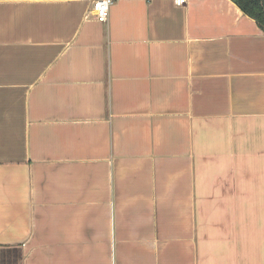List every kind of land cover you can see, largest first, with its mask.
Returning <instances> with one entry per match:
<instances>
[{"label": "crops", "instance_id": "0c3cea01", "mask_svg": "<svg viewBox=\"0 0 264 264\" xmlns=\"http://www.w3.org/2000/svg\"><path fill=\"white\" fill-rule=\"evenodd\" d=\"M92 1L0 0V264H264V31Z\"/></svg>", "mask_w": 264, "mask_h": 264}, {"label": "trees", "instance_id": "16d2710c", "mask_svg": "<svg viewBox=\"0 0 264 264\" xmlns=\"http://www.w3.org/2000/svg\"><path fill=\"white\" fill-rule=\"evenodd\" d=\"M233 2L264 31V0H233Z\"/></svg>", "mask_w": 264, "mask_h": 264}, {"label": "built area", "instance_id": "2783aa9c", "mask_svg": "<svg viewBox=\"0 0 264 264\" xmlns=\"http://www.w3.org/2000/svg\"><path fill=\"white\" fill-rule=\"evenodd\" d=\"M115 0H93L89 8L88 15L90 13L95 14L97 20L100 23L105 24L111 13V6L114 4ZM186 3V0H176L177 5H183Z\"/></svg>", "mask_w": 264, "mask_h": 264}]
</instances>
